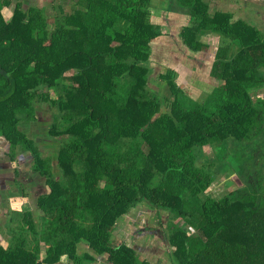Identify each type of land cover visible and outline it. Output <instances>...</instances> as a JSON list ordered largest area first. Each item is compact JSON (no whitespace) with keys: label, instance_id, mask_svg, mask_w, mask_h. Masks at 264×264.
I'll list each match as a JSON object with an SVG mask.
<instances>
[{"label":"trees","instance_id":"obj_1","mask_svg":"<svg viewBox=\"0 0 264 264\" xmlns=\"http://www.w3.org/2000/svg\"><path fill=\"white\" fill-rule=\"evenodd\" d=\"M166 1L172 15L189 16L182 37L193 53L205 34L219 37L204 100L186 94L173 70L159 76L166 93L157 90L153 44L170 37L153 22L152 0H79L53 17L0 0V140L14 167L18 151L32 157L49 187L36 214L23 184H12L20 195L11 192L10 222L0 224L9 237L0 264H92L106 254L151 264L112 240L143 203L172 215L173 264H264V32L212 12L209 0ZM43 103L54 112L47 135L57 139V169L27 133ZM231 140L236 166L225 161ZM207 147L215 157L201 162ZM228 166L241 184L208 197Z\"/></svg>","mask_w":264,"mask_h":264},{"label":"rangeland","instance_id":"obj_2","mask_svg":"<svg viewBox=\"0 0 264 264\" xmlns=\"http://www.w3.org/2000/svg\"><path fill=\"white\" fill-rule=\"evenodd\" d=\"M153 1V0H152ZM155 5H160V0H155ZM229 1V0H227ZM53 0H42L43 6L46 5L47 9V15L49 17H53L55 10L52 5ZM59 2H63L64 6H62V9L65 11H69L71 7H68L66 3H68L67 0H59ZM237 3H235L234 6L230 7L229 9L233 11L236 15V18H233V22H238L239 20L246 21V16L244 15V9L250 10V6L243 5L241 2L236 0ZM209 3L211 5V8L213 6L214 9H212V12H217L216 10L221 7L222 10H226L228 8L227 5L222 6L221 0H209ZM255 6H259V10L257 8H254V14H257L254 19L255 22L253 25L260 29L262 32H264V7H261V4H255ZM217 7V8H215ZM14 6L11 8L13 11ZM154 12L152 13V18L154 19V22L159 23L160 17L157 14V11L155 8ZM225 12V11H223ZM227 13V12H225ZM263 17V18H262ZM241 18V19H239ZM163 22V20H162ZM248 23V21H246ZM175 26H178L180 28L181 24H177ZM166 33H168L166 31ZM214 34L211 33L205 34L202 38V42L207 44H215L217 41L214 39ZM170 42V38H163L161 40H157L153 44V57H152V65L151 68L153 69V73L156 75V84H157V90L160 89V92L162 94L166 93V87L163 85L162 80H160V74H166L167 71L173 70L174 76L176 81L178 82L179 86L183 88V90L188 94L191 98H193L196 101L204 100L206 95L211 93L212 90L215 88V80L211 79L209 77V70L206 68L203 70L202 68L196 72V70H193L190 66L188 67V63L182 62L185 57H189L187 54H184L181 50V44H178V42ZM174 45L175 47L172 48V51H168V47ZM180 45V46H179ZM173 47V46H172ZM213 50H215L213 48ZM180 51V52H179ZM215 52V51H214ZM180 53V54H179ZM209 53V52H208ZM207 54V53H206ZM210 55V53H209ZM211 56V55H210ZM205 57V55H204ZM170 58H172L174 61H177L182 67L178 66V64H175L173 61H170ZM181 58V59H180ZM200 65V64H199ZM155 87L154 85H152ZM156 88V87H155ZM256 97L260 96V93L255 94ZM50 104L49 103H43L42 108L38 109V123L36 125H31L29 132L30 137H35L36 140H38L39 143V149L43 152L42 157L46 159L47 157L53 158L56 156V146L53 144L57 141L55 137H52L51 134L47 135V131H49L52 127V110L49 111ZM42 119V121H41ZM23 132L26 131L24 127L21 128ZM53 142V144L51 143ZM51 143V144H50ZM9 145L3 141L0 140V224H9L10 222V195L11 192L14 194L15 197L20 195V189L14 188L12 184L14 182L18 181L22 183L23 187L25 188V194L29 197V201L25 206V209L27 211H32L37 214V197L39 194H44L47 190L49 191V187L45 183V180L39 177L33 169L34 165V159L30 157L29 155H26L24 153H21L18 151V157H17V165L14 167L11 164L10 158L7 155L9 152ZM238 145L234 142L229 141V144L226 148V153L230 155L227 156V159L230 160V163H233V165L236 166L233 160V155L238 150ZM262 150L264 152V147H262ZM47 152V153H46ZM204 152V158L201 159V162L205 161L207 159L208 161H211L213 159V150L210 148H205L203 150ZM54 156V157H53ZM210 159V160H209ZM54 164V161H53ZM56 164V161H55ZM231 171V170H230ZM233 172V171H232ZM229 180H234V182L238 185L241 184L240 180L236 176V174H232L230 177H227L226 174L218 175L217 180L212 185V187L208 190L207 196L210 198H221L224 197L226 194H228L231 190H233L236 186L232 185L230 188L227 186V183ZM16 189V190H15ZM9 204V205H8ZM9 206V207H8ZM155 208L147 205V203L141 204V206H138L137 208H134L128 215L122 217L116 224L118 225L114 235H113V241L114 244L120 245L122 243L130 246L131 248L135 249L138 252V255L142 258L149 260L151 264H172V261L170 259V255L172 253L173 247L169 246L165 238H162L161 233L154 234L151 232L144 231L147 226H149L152 229L160 228V225L158 224V218L155 213ZM161 219L164 223L168 222V213L164 211H160ZM234 221L239 222L240 219H234ZM180 226L183 227V229L187 230L189 233H193V229H191L186 223L180 222ZM0 246L5 245V242L9 239V237L4 234L2 231H0ZM169 252V253H168ZM166 253V255L164 254ZM103 260L107 261V257H103L102 260L93 262L92 264H104L102 263ZM108 262V261H107ZM71 261L67 256L62 258L61 264H69Z\"/></svg>","mask_w":264,"mask_h":264},{"label":"flooded vegetation","instance_id":"obj_3","mask_svg":"<svg viewBox=\"0 0 264 264\" xmlns=\"http://www.w3.org/2000/svg\"><path fill=\"white\" fill-rule=\"evenodd\" d=\"M22 3H23V5H24V7L26 8V7H28V6H30V5H33V6H39L40 4L38 3V5H37V3L36 2H27V0H20ZM155 0H153L152 1V8H155L156 9V11H157V14L159 15V17H161V18H163V22L162 21H160L159 23H156V24H160L161 26H163L162 27V31L167 35L168 34V37H170V42L172 43L173 42V44H175L174 42H178V44H181L182 46L180 47L181 48V50L180 51H182V47H183V49H185V51H184V53L185 54H188L189 56H191V58H190V61L189 62H186L187 61V58L185 57V59H183V63L184 62H186V63H188V65L189 66H194V65H196V67H195V69H196V72L198 71V70H200L201 68L203 69V70H205L206 68H205V66H207V69L209 70V73H210V69H212V65H213V54H214V51H216V48H217V46H215L214 44H207V43H204V47H203V49L201 50V51H199V53H194V54H200L201 53V55L203 54V55H205L206 53V55H205V57L204 58H195V56H194V54H193V52L185 45L186 43H185V40L183 39V37H182V35H183V32H184V30H185V28H187V27H189L190 26V20L189 19H187V21H189V23H185V24H181V23H179L178 21V23L175 21V18H172V10L170 9V5H169V2L168 1H166V0H160V5H158V6H156L155 5ZM16 3V2H15ZM15 3H14V7H15ZM52 5H53V7H55V6H60V8H62V6H64V3L63 2H59V0H53V2H52ZM66 5L68 6V7H70L69 6V4L68 3H66ZM46 7V6H45ZM48 8L46 7V10H47ZM74 9H77L76 7L74 8ZM73 8H70V12H72L73 10H74ZM153 12H154V9H151ZM151 11V16H152V12ZM176 12H179V10H177ZM177 14H180V13H177ZM181 15V14H180ZM153 19V18H152ZM154 20V19H153ZM152 20V21H153ZM167 20V22H165ZM172 21H174V22H172ZM154 22V21H153ZM177 24H181V26H180V28L178 27V26H175V25H177ZM166 31L168 32V33H166ZM172 45V44H171ZM173 46V47H172ZM171 47L172 48H174L175 46L174 45H172ZM180 46V45H179ZM172 48H171V51L172 52H174L173 50H172ZM213 48L215 49V50H213ZM179 51V52H180ZM210 53V55H209V53ZM180 54V53H179ZM174 63H175V61H173ZM200 64V65H199ZM198 69V70H197ZM210 77V76H209ZM211 78V77H210ZM212 79V78H211ZM212 157H215V155L213 154V156ZM229 159H227V161H228ZM230 162V161H229ZM231 170V167L230 166H228V167H226L224 170H222V172L223 173H221L220 175H223V174H226V176L227 177H230L232 174H234V172H232V170ZM227 171V172H226ZM230 181V180H229ZM232 184H230L229 182L227 183V186L229 187V186H231ZM230 188V187H229ZM147 205H149L148 203H147ZM138 206H141V204L140 205H138ZM137 206V207H138ZM149 206H151V207H154L155 208V213H156V216H157V218L159 219L158 221V224L160 225V228H161V230L159 229V228H155V229H152V228H150L149 226H147V228L144 230V231H146L147 233L148 232H151V233H153L154 231V234H157V232L158 233H161L160 235L161 236H163L162 238H165V240L167 241V243L169 244V246H170V241H169V238H170V235H171V232H170V229H169V225H170V222H171V219H172V215H171V213L167 210V209H164V208H158V207H155V206H152V205H149ZM136 207V208H137ZM160 211H165L166 212V214L168 213V222H166V223H164L163 222V220L161 219V214H160ZM117 224H116V228H117ZM157 231V232H156ZM158 235V234H157ZM171 247V246H170ZM173 250V249H172ZM136 253L138 254V252L136 251ZM169 253V252H168ZM165 255H166V253H164ZM170 255V259H171V261H172V264H173V259H172V253L171 254H169ZM104 257H107V261H103L102 263H104V264H114V263H112V262H110L109 261V259H108V255L106 254ZM64 258V257H63ZM103 258V257H102ZM98 261H100L99 259H98ZM97 261V262H98ZM149 261V260H148ZM95 263H96V261H94ZM150 262V261H149ZM151 263V262H150Z\"/></svg>","mask_w":264,"mask_h":264},{"label":"crops","instance_id":"obj_4","mask_svg":"<svg viewBox=\"0 0 264 264\" xmlns=\"http://www.w3.org/2000/svg\"><path fill=\"white\" fill-rule=\"evenodd\" d=\"M68 1V4H69V6L71 7V8H75L76 7V4L78 3V1L79 0H67ZM239 2H241V4H243V5H247V6H250V10H248V9H244V15L246 16V21H248V23L249 24H251V25H253V23H251V22H255L254 20H258L257 18L256 19H254V17H256V15L257 14H254V11H251V10H254V8H257L258 10H259V6L257 7V6H255V4H258V2H259V4H261V7L263 6L264 7V0H238ZM27 2H36L37 3V5H38V3L40 4V6L41 7H43V4H42V0H27ZM235 3H237L236 2V0H229V1H227V0H221V4L220 5H222V6H225V5H227L228 6V8L226 9V10H222L221 11V7H219L216 11L217 12H223V11H225V12H227V13H230V14H233L234 15V19L236 18V15H235V13L233 12V11H231L229 8L230 7H232V6H234L235 5ZM44 6H46V5H44ZM215 8H217V7H215ZM212 9H214L213 8V6H212V8H211V10ZM225 12H223V13H225ZM214 13H216V12H214ZM174 16H172V18H175V21L177 22H179V23H181V24H185V23H189V21H187V19H189V16L188 15H184V14H173ZM263 18V17H262ZM160 19V21H162L163 20V18H159ZM239 19H241V18H239ZM264 19V18H263ZM165 22H167V20L165 21ZM172 22H174V21H172ZM177 22V23H178ZM213 35V34H212ZM215 36V38L214 39H216L217 41L215 42V46H217L218 45V42H219V37L217 36V35H214ZM182 46V45H181ZM171 46H169L167 49H168V51H171ZM184 51H185V49H183V47H182V52L184 53ZM185 54V53H184ZM194 54V53H193ZM188 55V54H187ZM206 55V54H205ZM189 56V55H188ZM194 56H195V58H204V55L202 54L201 55V53L200 54H194ZM182 58H184L185 59V56L183 55V57ZM187 58V61L186 62H189L190 61V58H191V56H189V57H186ZM181 59V58H180ZM183 60V59H182ZM170 61H174L172 58H170ZM177 61H179V60H175V64H178V66L180 67V69H181V65L177 62ZM188 67H189V65H188ZM191 68H193V70H196L195 69V67H196V65H194V66H190ZM205 68H207V66H205ZM154 74V73H153ZM183 89V88H182ZM41 121H42V119H41ZM36 139V138H35ZM39 143L40 142H38V145H39ZM51 143L53 144V142L51 141ZM50 143V144H51ZM54 145V144H53ZM42 152V151H41ZM47 153V152H46ZM42 154H43V152H42ZM48 158V157H47Z\"/></svg>","mask_w":264,"mask_h":264},{"label":"water","instance_id":"obj_5","mask_svg":"<svg viewBox=\"0 0 264 264\" xmlns=\"http://www.w3.org/2000/svg\"><path fill=\"white\" fill-rule=\"evenodd\" d=\"M152 78H155V76H153ZM57 159H58V158H57V155H56V156L54 157V167H55V169H57ZM55 161H56V164H55ZM97 258H98L99 260H102V257H101V256H100V257L98 256ZM103 261H105V260H103Z\"/></svg>","mask_w":264,"mask_h":264}]
</instances>
